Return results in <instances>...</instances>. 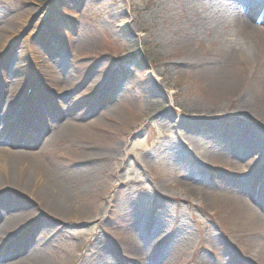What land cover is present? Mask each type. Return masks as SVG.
Listing matches in <instances>:
<instances>
[{"label":"rangeland","instance_id":"374dc122","mask_svg":"<svg viewBox=\"0 0 264 264\" xmlns=\"http://www.w3.org/2000/svg\"><path fill=\"white\" fill-rule=\"evenodd\" d=\"M241 1L261 30L253 56L227 66L231 85H218L210 69H226ZM23 113L39 134L25 149H51L85 217L41 213L14 229L0 264L29 251L35 264H264V238L218 204L235 194L264 215V0H0V147L28 139L14 123ZM72 120L81 136L58 142ZM12 207L37 209L0 190V222Z\"/></svg>","mask_w":264,"mask_h":264},{"label":"bare ground","instance_id":"6f19581e","mask_svg":"<svg viewBox=\"0 0 264 264\" xmlns=\"http://www.w3.org/2000/svg\"><path fill=\"white\" fill-rule=\"evenodd\" d=\"M243 3L244 1H241V5H243ZM243 10L246 14H239L238 21L236 23L227 25V29L234 40H236V43L233 41V43H229L230 46L228 45L229 47L226 53L229 58L225 59V56H223L222 62L227 63L226 69L224 67L220 68L217 65L215 68L210 69V71L215 70L213 73L216 74L217 79H219V81H216L218 85H231L232 80H229L230 78L229 75H226V71L229 73L227 66L231 67L230 63L233 62L232 59L239 61L249 59V57L253 56V46L259 37L258 34L253 33V30H261L257 25V23H260V20H253V22L244 20L246 15L251 17L255 12L250 3L249 5L244 6ZM250 20H252V18ZM251 24H253V27ZM186 47L187 45L184 46L185 49ZM224 52L223 54L225 55ZM37 53H39V51H37ZM34 57L35 53L31 49L28 54L25 55V60L19 63V68H27L25 67L27 65L25 64V61ZM207 64L208 63H205V65ZM5 81H7V78H5ZM27 88L28 86H26V90ZM21 94L22 89L19 85H15V87L13 86V88H10V90L6 92L8 102L6 101L5 112H3L6 117L14 111V105L18 103ZM32 97L34 96H31V98ZM31 98L22 103L23 108L29 107L31 104ZM241 110L244 109L241 108ZM242 113H245V111H242ZM23 115H26L27 118L25 119ZM23 115L15 116L14 123L16 124L17 133H20V128L32 129L30 126L31 121L28 120L29 115L27 113H23ZM63 126L64 128H62V131L65 129L66 131L70 130V132H64L65 130L63 132L61 131L62 133L57 139L58 142L65 139L64 136L69 133L76 138L81 136L82 124L77 123L75 120L69 121ZM38 135L39 134H36L33 139H30V146H32V143H36L39 137ZM4 136L5 132L0 128L1 143L6 142ZM97 136L98 135H95V137ZM12 140L13 141H10L9 147L0 148V190L7 189L23 193L36 203L37 209L33 212H29L28 210L21 208L18 209V207L7 209L8 214L6 213L0 222V250H3L1 254L10 248V239L13 236L10 239L9 237L12 235L14 229L23 227L22 225L25 222L26 228L28 226L26 224H28L31 219H36L38 216H41V213L46 216L50 215V218L53 217L60 221H66L68 217H77V219L85 217L83 212L77 213V210L73 206V202L70 199L71 195H68L69 189L66 185H64L65 182L62 181L64 172L60 171V169H56L52 165L51 149L41 148L38 152L29 151L25 148L14 150L12 148L17 145V142L14 143L13 138ZM89 144L94 145L92 142H89ZM24 145L29 146L28 144ZM263 163L264 161L261 162L259 166H262ZM251 165H253V162L241 165L244 173H252ZM73 194L74 193L72 192V195ZM230 197L231 199L228 200L229 202L223 200L222 202L219 201L218 204H229V208H232L233 213L238 220V229L243 231L245 234H252L256 239L264 238V215H262V213L260 214L259 208L253 207L251 202L246 203L239 197H236L235 194ZM256 210L259 214L256 213ZM27 211L30 214H27ZM23 229L24 228L20 229L19 232L23 231ZM259 247L258 251H256V255H258V258L262 257L260 258V262L264 263V242H261ZM1 254L0 258L3 256ZM34 258L35 256H33L32 252L29 251L24 257L18 256L13 259L14 261L8 260L9 262L7 261L6 263L1 264H35Z\"/></svg>","mask_w":264,"mask_h":264}]
</instances>
